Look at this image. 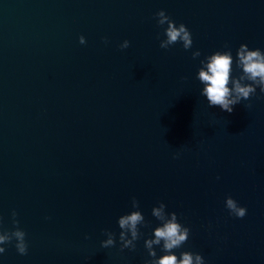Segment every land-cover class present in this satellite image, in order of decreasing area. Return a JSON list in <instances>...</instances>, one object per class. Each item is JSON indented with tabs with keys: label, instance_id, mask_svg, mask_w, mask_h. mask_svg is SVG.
Listing matches in <instances>:
<instances>
[{
	"label": "water",
	"instance_id": "obj_1",
	"mask_svg": "<svg viewBox=\"0 0 264 264\" xmlns=\"http://www.w3.org/2000/svg\"><path fill=\"white\" fill-rule=\"evenodd\" d=\"M161 9L190 29V49L160 47ZM243 43L264 50V0H0V227L18 220L28 242L25 255L5 245L0 264H145L160 202L191 230L178 255L264 264V93L228 113L197 78L229 48L240 75ZM133 197L150 225L121 251Z\"/></svg>",
	"mask_w": 264,
	"mask_h": 264
},
{
	"label": "clouds",
	"instance_id": "obj_2",
	"mask_svg": "<svg viewBox=\"0 0 264 264\" xmlns=\"http://www.w3.org/2000/svg\"><path fill=\"white\" fill-rule=\"evenodd\" d=\"M158 24L163 27L166 39L161 40V48H169L178 42H182L184 49H190L193 45V38L190 29L186 24L180 23L172 19L164 9L156 13ZM107 40V38H105ZM80 43H86L83 35L80 36ZM130 41L125 40L120 47H129ZM193 58L201 55L200 50L192 53ZM234 58L231 49L217 50L206 56L201 61V67L198 70V79L204 85L201 95L207 98L210 107H219L228 113L234 111V106L240 104L242 100H248L254 95L259 87L264 93V50L260 48H250L247 43H243L237 50L235 66L242 70L241 74L233 77ZM251 107V105H248ZM177 157L180 155L176 154ZM225 206L230 214L243 218L247 214L246 206H242L239 202L229 195L226 198ZM131 210L121 215L118 219V225L121 229L119 233L120 249H135L136 241L144 234L141 226L148 227L150 222L145 219L143 212L140 210L139 200L133 197ZM164 202H160L158 206L152 209V215L160 221V224L153 230L151 236L144 241V247L148 251L151 259L146 260L145 264H205L204 256L199 252L185 250L179 253L174 251L181 248L188 240L190 228L182 224L175 211L168 212ZM13 218L17 216L15 210L12 212ZM13 229L5 230L0 227V254L6 251L5 245L15 241L17 251L25 255L28 252V242L26 240V232L19 227V221L14 219ZM2 224V218H0ZM104 234L107 236L101 242V247H114L117 243L116 233L105 229ZM156 246H159L162 255H157Z\"/></svg>",
	"mask_w": 264,
	"mask_h": 264
}]
</instances>
